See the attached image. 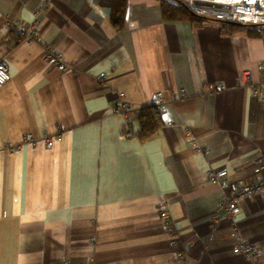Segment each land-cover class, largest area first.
Segmentation results:
<instances>
[{"label": "crops", "instance_id": "0c3cea01", "mask_svg": "<svg viewBox=\"0 0 264 264\" xmlns=\"http://www.w3.org/2000/svg\"><path fill=\"white\" fill-rule=\"evenodd\" d=\"M127 1L117 29L112 0H0L10 74L0 88V264H264V194L240 202L236 228L214 223L223 190L206 176L226 168L247 183L264 174V95L242 82L249 71L264 93L255 68L264 35L244 24L224 35L212 20H165L160 0ZM33 20L41 41L16 38L14 26L28 31ZM46 47L65 70L45 59ZM211 82L225 88L209 93ZM116 91L134 130L138 108L163 92L155 135H123ZM235 231L258 256L232 251Z\"/></svg>", "mask_w": 264, "mask_h": 264}, {"label": "built area", "instance_id": "2783aa9c", "mask_svg": "<svg viewBox=\"0 0 264 264\" xmlns=\"http://www.w3.org/2000/svg\"><path fill=\"white\" fill-rule=\"evenodd\" d=\"M185 4L195 13L208 17L213 20L227 21L237 24L251 25V24H263L264 23V0H183ZM14 34L16 38L26 37V39L41 41V34L39 26L36 20H33L28 28V31L16 28L14 26ZM45 59L53 61L54 65L59 70H65L67 68L64 63L62 54L55 48L46 47L44 51ZM256 71L259 73L260 78L264 81V64L257 63ZM100 77H106L104 73L100 74ZM10 74L6 62L0 60V88L9 80ZM243 83L249 85L251 90L259 97H263L264 93L260 86L250 82V72L245 71L242 75ZM225 88L222 83H208L206 90L209 93H215ZM123 94V93H122ZM116 95L113 111L119 115L122 120V125L127 126L129 118L132 113V107L128 101L124 99V95ZM185 95L183 89L175 92L172 98L178 100ZM151 103H153L160 114L164 115L168 109V102L164 97L163 92L158 91L152 94ZM133 133L130 131L123 132L124 136H130ZM134 135V134H133ZM25 139L32 142L30 134L25 135ZM61 139L60 134L55 137H47V146H52L55 141ZM195 151H200L198 145H194ZM208 149L203 150L204 153H208ZM257 169H261L259 166ZM207 181L211 184H216L223 190V194L218 200L217 206L212 213V220L214 223H219L223 219H227L234 224L236 215L240 211V202L243 199L251 198L257 194H264V174L260 175L256 179L250 182H243L242 180H230L228 171L226 168L210 169L207 171ZM162 220V226L165 230L173 232V221L168 212L164 209L159 212ZM238 231L233 234L236 235V242L232 245V251L235 253H242L250 259L259 255L261 248L252 242L243 239Z\"/></svg>", "mask_w": 264, "mask_h": 264}, {"label": "trees", "instance_id": "16d2710c", "mask_svg": "<svg viewBox=\"0 0 264 264\" xmlns=\"http://www.w3.org/2000/svg\"><path fill=\"white\" fill-rule=\"evenodd\" d=\"M161 16L165 20L174 21H192L196 24L212 20L219 26L221 33L230 35L237 27V23L213 20L208 17L199 15L192 11L183 0H160ZM127 0H112L111 5V22L117 28H121L124 24V16L127 10ZM249 33L254 36L264 35L263 24H251ZM134 119L137 120L138 127L134 130L130 127V118L126 131H130L139 140H146L155 135L163 125L162 114L159 113L157 107L149 102L141 105L135 113Z\"/></svg>", "mask_w": 264, "mask_h": 264}, {"label": "rangeland", "instance_id": "374dc122", "mask_svg": "<svg viewBox=\"0 0 264 264\" xmlns=\"http://www.w3.org/2000/svg\"><path fill=\"white\" fill-rule=\"evenodd\" d=\"M160 2H161V1H160ZM23 38L25 39L26 37H23ZM49 48H53V47H49ZM104 78H105V77H104ZM104 78H103V79H104ZM206 85H207V84H206ZM205 87H206V86H205ZM115 94L118 95V96H120V94H122V92H118V91H116ZM122 95H124V94H122ZM150 100H151V99H150ZM167 110H168V109H167ZM190 133H191V132H190ZM25 135H26V134H25ZM25 135H24V138H23V139H24V141H27V140L25 139ZM31 138H32V137H31ZM31 141H33V138H32ZM27 142H29V141H27ZM45 143H46V142H45ZM53 144H54V143H53ZM46 145H47V144H46ZM48 147H51V146H48ZM211 221H212V216H211ZM260 248H261V247H260Z\"/></svg>", "mask_w": 264, "mask_h": 264}, {"label": "water", "instance_id": "95a60500", "mask_svg": "<svg viewBox=\"0 0 264 264\" xmlns=\"http://www.w3.org/2000/svg\"><path fill=\"white\" fill-rule=\"evenodd\" d=\"M238 25H241V24H238Z\"/></svg>", "mask_w": 264, "mask_h": 264}]
</instances>
